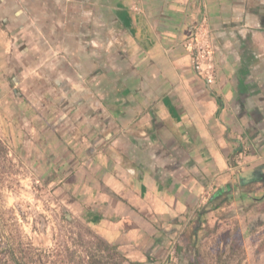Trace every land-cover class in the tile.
<instances>
[{
	"label": "crops",
	"instance_id": "crops-1",
	"mask_svg": "<svg viewBox=\"0 0 264 264\" xmlns=\"http://www.w3.org/2000/svg\"><path fill=\"white\" fill-rule=\"evenodd\" d=\"M0 23L13 142L129 259L264 205V0H0Z\"/></svg>",
	"mask_w": 264,
	"mask_h": 264
},
{
	"label": "rangeland",
	"instance_id": "rangeland-1",
	"mask_svg": "<svg viewBox=\"0 0 264 264\" xmlns=\"http://www.w3.org/2000/svg\"><path fill=\"white\" fill-rule=\"evenodd\" d=\"M4 32L0 23V138L9 147L15 166L5 163L8 175L0 184V208L6 214L12 213L24 239L42 252L43 257L31 264H86V251L92 246L87 231L90 226L74 213L71 204L64 202L57 186L44 182L42 172L27 161L20 143L13 142L16 125L10 124V119H14L15 109L9 107L5 89L9 42ZM247 213L205 222L195 242L187 243L186 250L162 253L159 264H264V205ZM237 229L239 243L232 242ZM149 261L155 264V260Z\"/></svg>",
	"mask_w": 264,
	"mask_h": 264
},
{
	"label": "trees",
	"instance_id": "trees-1",
	"mask_svg": "<svg viewBox=\"0 0 264 264\" xmlns=\"http://www.w3.org/2000/svg\"><path fill=\"white\" fill-rule=\"evenodd\" d=\"M10 151L7 144L0 138V184L7 172L4 170L5 163L9 167L15 166L13 159L9 157ZM13 209L7 210L12 212ZM92 237V246L86 251V264H125L133 261L121 253L116 246L108 243L105 239L87 227ZM232 242H240V232L235 230L232 234ZM43 257L42 252L30 241H26L12 213L6 214L0 208V264H31L38 262Z\"/></svg>",
	"mask_w": 264,
	"mask_h": 264
},
{
	"label": "built area",
	"instance_id": "built-area-1",
	"mask_svg": "<svg viewBox=\"0 0 264 264\" xmlns=\"http://www.w3.org/2000/svg\"><path fill=\"white\" fill-rule=\"evenodd\" d=\"M186 47L191 52L192 62L196 69L202 74L208 82H211L213 78L212 66H203V61L207 59L208 55L211 52V49L207 44H201L198 42V38L194 33L191 36L190 41L187 43ZM205 62V61H204ZM240 158V156H239Z\"/></svg>",
	"mask_w": 264,
	"mask_h": 264
},
{
	"label": "water",
	"instance_id": "water-1",
	"mask_svg": "<svg viewBox=\"0 0 264 264\" xmlns=\"http://www.w3.org/2000/svg\"><path fill=\"white\" fill-rule=\"evenodd\" d=\"M251 172V170H249L247 173ZM69 216V215H68Z\"/></svg>",
	"mask_w": 264,
	"mask_h": 264
}]
</instances>
